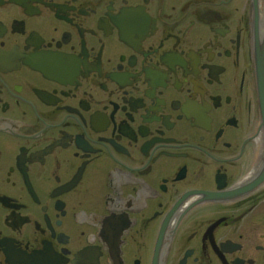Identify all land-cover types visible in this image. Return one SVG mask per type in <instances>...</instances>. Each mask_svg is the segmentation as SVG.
Returning <instances> with one entry per match:
<instances>
[{
  "label": "flooded vegetation",
  "instance_id": "flooded-vegetation-1",
  "mask_svg": "<svg viewBox=\"0 0 264 264\" xmlns=\"http://www.w3.org/2000/svg\"><path fill=\"white\" fill-rule=\"evenodd\" d=\"M0 264H264V0H0Z\"/></svg>",
  "mask_w": 264,
  "mask_h": 264
}]
</instances>
